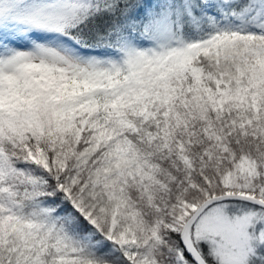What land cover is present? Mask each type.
Here are the masks:
<instances>
[{
    "label": "snow or ice",
    "instance_id": "6c2138e0",
    "mask_svg": "<svg viewBox=\"0 0 264 264\" xmlns=\"http://www.w3.org/2000/svg\"><path fill=\"white\" fill-rule=\"evenodd\" d=\"M0 264H264V0H0Z\"/></svg>",
    "mask_w": 264,
    "mask_h": 264
}]
</instances>
